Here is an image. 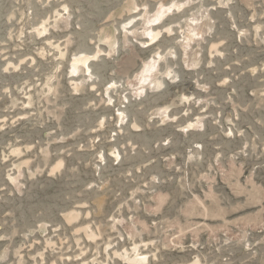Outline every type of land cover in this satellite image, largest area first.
<instances>
[{
  "label": "rangeland",
  "instance_id": "374dc122",
  "mask_svg": "<svg viewBox=\"0 0 264 264\" xmlns=\"http://www.w3.org/2000/svg\"><path fill=\"white\" fill-rule=\"evenodd\" d=\"M0 264H264V0H0Z\"/></svg>",
  "mask_w": 264,
  "mask_h": 264
},
{
  "label": "bare ground",
  "instance_id": "6f19581e",
  "mask_svg": "<svg viewBox=\"0 0 264 264\" xmlns=\"http://www.w3.org/2000/svg\"><path fill=\"white\" fill-rule=\"evenodd\" d=\"M161 6V5H160ZM162 7V6H161ZM160 10V9H159ZM159 12V11H158ZM157 12V15H154V16H157L156 17V19L157 20H159L160 18H161V16H162V13H158ZM155 19V20H156ZM150 21V20H149ZM156 23V22H155ZM126 27V26H125ZM159 34V32H154V31H148L147 32V35H150V39H153V38H155L157 35ZM141 38V37H140ZM145 38H147L148 39V37H146L145 36ZM141 43L143 44V46H147L148 45V41L147 40H145V41H141ZM181 44V43H180ZM88 59V57L87 56H76V58H74L73 60V64H71L72 65V70H70V71H76V69H78V64L79 63H82V64H86V62L88 61L87 60ZM150 62H148V64H145L144 66H143V68H142V70H141V72L140 73H142V74H144V73H146L148 70H149V68L151 67V65L149 64ZM87 67V66H86ZM141 69V68H140ZM140 71V70H139ZM142 76V75H141ZM145 77V76H144ZM144 79V78H143ZM143 87V86H142ZM142 258H140L138 261L140 262V260H141ZM132 261H134V262H138L135 258L132 260Z\"/></svg>",
  "mask_w": 264,
  "mask_h": 264
}]
</instances>
